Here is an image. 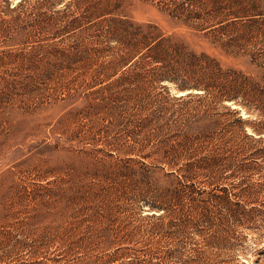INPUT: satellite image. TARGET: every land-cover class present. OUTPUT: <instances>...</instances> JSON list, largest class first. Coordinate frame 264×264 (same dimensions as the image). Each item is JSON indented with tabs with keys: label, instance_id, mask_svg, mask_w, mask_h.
I'll use <instances>...</instances> for the list:
<instances>
[{
	"label": "rangeland",
	"instance_id": "1",
	"mask_svg": "<svg viewBox=\"0 0 264 264\" xmlns=\"http://www.w3.org/2000/svg\"><path fill=\"white\" fill-rule=\"evenodd\" d=\"M233 3L264 11L0 0V264H264V89L209 73L224 47L264 76Z\"/></svg>",
	"mask_w": 264,
	"mask_h": 264
},
{
	"label": "trees",
	"instance_id": "2",
	"mask_svg": "<svg viewBox=\"0 0 264 264\" xmlns=\"http://www.w3.org/2000/svg\"><path fill=\"white\" fill-rule=\"evenodd\" d=\"M252 5V4H251ZM249 5L246 7L243 4L233 3L229 7L232 15H236L239 18L241 14L247 16L248 13L254 12L256 16H263L264 11L261 10L259 4ZM254 22L257 20H253ZM240 51V50H239ZM218 56V63L214 70L209 72L211 74V86H215V89L220 94L221 98H237L242 97L243 99L250 100L256 99L257 94H263L264 89V76L260 78L255 72H251L244 64V58L246 54L230 52L224 49V47H216ZM250 54V53H247ZM248 56V55H247ZM128 64L132 63L133 58L127 59ZM137 66L132 63L130 66ZM132 76V71L127 72V76L123 77V80L129 79ZM222 79L224 81H222ZM215 81V85L213 82ZM222 81V83H220ZM222 87V88H220ZM258 132L264 130V119L256 128Z\"/></svg>",
	"mask_w": 264,
	"mask_h": 264
}]
</instances>
